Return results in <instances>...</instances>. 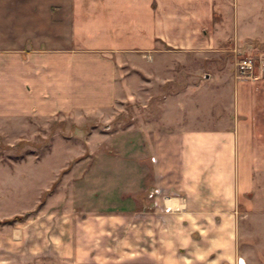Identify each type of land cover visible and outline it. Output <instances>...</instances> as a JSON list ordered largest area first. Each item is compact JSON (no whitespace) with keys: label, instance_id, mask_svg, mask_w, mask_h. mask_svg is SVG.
Wrapping results in <instances>:
<instances>
[{"label":"crops","instance_id":"crops-1","mask_svg":"<svg viewBox=\"0 0 264 264\" xmlns=\"http://www.w3.org/2000/svg\"><path fill=\"white\" fill-rule=\"evenodd\" d=\"M254 9L252 0H0V121L111 109L130 96L127 64L143 57L137 65L152 60L158 70L173 55L205 57L224 52L230 40L240 47L257 37L250 35ZM217 87L218 95L230 88L231 100L218 105L215 125L202 126L191 113L197 125L128 126L116 150L122 154L107 157L117 178L133 176L126 195L141 192L151 172L154 209L131 208L127 198L85 212L68 229L71 237L60 223L35 225L46 212L0 224V262H29L52 244L64 258L236 264L238 201L251 191L254 170L264 168V77ZM174 119L172 111L161 117ZM135 133L148 143L135 147ZM161 191L174 196L159 207Z\"/></svg>","mask_w":264,"mask_h":264},{"label":"rangeland","instance_id":"rangeland-1","mask_svg":"<svg viewBox=\"0 0 264 264\" xmlns=\"http://www.w3.org/2000/svg\"><path fill=\"white\" fill-rule=\"evenodd\" d=\"M252 4L255 6L251 18L254 28L250 35L257 37L249 38L240 47L230 40L228 45L223 44L225 48L220 47L224 52L216 51L205 57L173 55L158 70L152 60H141L137 65L138 59L146 60L138 57L135 66H125L129 98L111 109L77 116L57 115L51 119L0 121V218L46 212L35 218V225L40 227L44 221L51 226L60 223L71 237L72 230L68 229L72 228L74 219L80 221L85 212L125 204L129 202L127 198H131V208L143 205L145 209H154L153 196L157 193L153 194L149 182L151 172L145 176L141 192L126 195L121 192L123 185L133 176L126 174L117 178L120 173L108 167L106 159L114 153L122 154L116 150L126 144L127 137L122 130L128 126L134 125L135 130L143 124L197 125L191 122V113L200 125H215L218 105L222 102L227 105L231 100L230 88L218 95L219 80L231 82L264 77V0H252ZM244 57L255 60L250 77H239L236 72V62ZM169 111L175 114V119L161 120ZM130 136V143L135 147L148 143L146 134ZM112 173L116 178L113 179ZM253 181L251 191L238 201L235 214L236 264H264V168L254 170ZM163 196L174 194L161 191L157 196L159 207ZM89 218L92 222L93 218ZM50 234L52 237L53 232ZM51 248V253L42 255L36 250L28 256L33 260L16 264H145L136 258H114L111 262L83 256L64 258L57 247L51 244ZM3 249L0 240V258L4 257ZM96 250V247L86 248L91 255H95Z\"/></svg>","mask_w":264,"mask_h":264},{"label":"built area","instance_id":"built-area-1","mask_svg":"<svg viewBox=\"0 0 264 264\" xmlns=\"http://www.w3.org/2000/svg\"><path fill=\"white\" fill-rule=\"evenodd\" d=\"M255 60L252 57H244L236 62V72L239 77H250L253 75Z\"/></svg>","mask_w":264,"mask_h":264},{"label":"trees","instance_id":"trees-1","mask_svg":"<svg viewBox=\"0 0 264 264\" xmlns=\"http://www.w3.org/2000/svg\"><path fill=\"white\" fill-rule=\"evenodd\" d=\"M31 214L34 213L26 212L24 214H16L13 215L12 217L0 220V224H13L15 222H22Z\"/></svg>","mask_w":264,"mask_h":264}]
</instances>
